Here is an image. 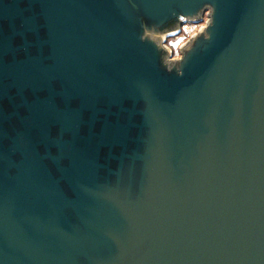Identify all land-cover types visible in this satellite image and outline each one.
Instances as JSON below:
<instances>
[{
  "label": "water",
  "instance_id": "water-1",
  "mask_svg": "<svg viewBox=\"0 0 264 264\" xmlns=\"http://www.w3.org/2000/svg\"><path fill=\"white\" fill-rule=\"evenodd\" d=\"M0 264H264V0H0Z\"/></svg>",
  "mask_w": 264,
  "mask_h": 264
},
{
  "label": "built area",
  "instance_id": "built-area-1",
  "mask_svg": "<svg viewBox=\"0 0 264 264\" xmlns=\"http://www.w3.org/2000/svg\"><path fill=\"white\" fill-rule=\"evenodd\" d=\"M205 17L202 19V21H199V22L185 21L181 25L179 31L174 32L170 36H167V37L164 38L165 39V44L171 49L172 57H179L180 56L179 46L182 43H184L188 38H190L194 33H196L199 29H201V27L204 25ZM189 27H191L192 29H190ZM171 36H176V37L183 36V40H181V42L177 45L176 48L173 47L172 44L169 45L167 43L166 39L171 37Z\"/></svg>",
  "mask_w": 264,
  "mask_h": 264
},
{
  "label": "rangeland",
  "instance_id": "rangeland-1",
  "mask_svg": "<svg viewBox=\"0 0 264 264\" xmlns=\"http://www.w3.org/2000/svg\"><path fill=\"white\" fill-rule=\"evenodd\" d=\"M190 29H192L191 27H189ZM190 31V30H189ZM167 40V43L170 45L172 44L173 47H177V45L181 42V40H183V36H179V37H176V36H171L169 38L166 39Z\"/></svg>",
  "mask_w": 264,
  "mask_h": 264
}]
</instances>
